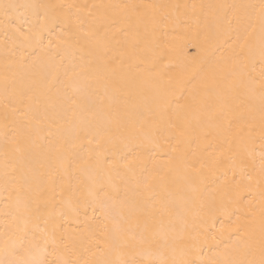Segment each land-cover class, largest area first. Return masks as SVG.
<instances>
[{
    "label": "bare ground",
    "instance_id": "bare-ground-1",
    "mask_svg": "<svg viewBox=\"0 0 264 264\" xmlns=\"http://www.w3.org/2000/svg\"><path fill=\"white\" fill-rule=\"evenodd\" d=\"M0 3L18 6L10 10L12 23L7 30L4 11L0 9V231H3L5 211H15L18 201L46 188L53 169L57 186L64 184L75 188L79 180H87L89 173L95 174L97 161L102 158L98 153L106 152L119 162L121 175L130 178V201L141 200L148 212L157 211L162 204L177 208L180 218L176 220L175 233L163 230L175 239L174 252L171 247L164 249L170 258L204 260L205 264L213 258H222L226 247L230 248L240 239L237 227L247 226L250 216L255 217V223L248 231L258 247L261 192L264 191L259 173L260 154L264 152L259 101H251L256 106L252 119L248 112L250 102L243 95L246 89H241L244 103L219 121L226 126L228 119L243 114L244 120L239 126L244 133L248 131V123L253 125L248 141L251 156L244 155L243 168L240 156L236 163L228 158L229 134L209 129L205 114L189 113L188 106L192 105L194 96L204 95L205 84L225 71L242 70L247 81L252 59L257 63L255 72L251 73L255 78L251 86L258 89L262 0H0ZM32 4H76L85 9L93 4L128 5L114 12L119 16L127 15L133 24H138L142 55L146 60L141 68L150 67L151 72L141 73L142 82L138 86L124 85L119 92L97 87L94 79L89 86V81L80 77L75 81L78 91L74 92L63 73L65 69L71 71L73 65H80L79 53L73 57L60 48L49 47L50 37L45 34L42 44L33 39L24 45H15L16 54L9 58L6 73V53L14 47L11 28L25 18H36V10L25 7ZM192 5L197 7L194 9ZM64 28L68 32L75 31L70 22ZM51 39L56 44L54 35ZM21 54L30 60L38 55L39 59L35 64L21 66ZM56 72H59V79L53 80L52 74ZM36 82L48 88L47 95L40 97L39 104L33 102L29 109L27 101L21 102L20 93L29 88L35 91ZM69 97L76 100V105ZM49 98L55 108H48V114H60L51 127V136L47 123L37 126L35 120L29 118L33 114H43ZM164 103L168 104L173 120L175 112L180 111L181 115H189L195 126L191 144L179 146L186 153L185 159H178L177 154L171 152L170 145L176 144V138L166 129L159 141L162 148L142 137L135 139L139 155L132 161V170L128 171L120 160L127 152L122 137L128 136L133 127L145 119H152L158 105ZM13 107L17 111L13 112ZM198 119L201 123H197ZM233 124L235 131L236 122ZM205 130L209 131L206 138L203 136ZM109 134L112 142L105 143ZM53 144L60 146L59 153L51 150ZM217 159L219 163L212 167L211 162ZM6 160L8 171L19 182V192L12 183L6 182ZM59 160L63 161V166L59 165ZM201 160L208 167L196 175L187 165L194 163L199 168ZM104 168L107 171L106 165ZM82 169H87V173ZM161 177L165 179L161 181ZM145 178L154 186V191L141 189L142 196H137L136 181ZM83 199L73 197L70 204H58L55 211L65 213L60 219L62 230L74 235L82 257L102 258L98 249H105L106 240L115 243L121 236L116 225H127L121 215L114 212L107 222L108 237L96 233L100 241L97 244L85 223L94 216L103 219L101 210L97 208L94 213L92 204L85 205ZM124 215H127L126 209ZM240 243L242 245L243 241ZM94 252L96 256H92Z\"/></svg>",
    "mask_w": 264,
    "mask_h": 264
},
{
    "label": "snow or ice",
    "instance_id": "snow-or-ice-1",
    "mask_svg": "<svg viewBox=\"0 0 264 264\" xmlns=\"http://www.w3.org/2000/svg\"><path fill=\"white\" fill-rule=\"evenodd\" d=\"M17 7L12 3H0V9L4 11L6 30L12 23L10 10ZM25 7L36 10L34 12L36 18L34 20L25 18L21 24L11 28L14 47L6 53V73L9 58L16 54L15 45H24L25 42L33 39L42 44L45 34L50 37L49 47L60 48L73 57L77 52L79 53L80 65H73L71 71L65 69L63 73L67 85L72 87L74 92L78 91L75 81L80 77L88 80L89 86H91V80L94 79L97 87L105 91L119 92L124 85L138 86L142 82L141 73L151 72L150 67L141 68L146 60L142 55L138 24H133L131 17L119 16L114 12L115 9H126L128 5L93 4L86 9L76 4H32ZM192 7L195 9L197 6L192 5ZM260 19L262 34L258 89L251 86L255 81L251 73L255 72L257 63L255 59H252L247 81L242 70L239 72L236 69L225 71L213 78L210 83L205 84L204 95L200 98L194 96L192 105L188 106L189 113L205 114L209 129H215L218 132L222 130L229 134L226 150L230 154L228 158L236 163L237 156H240L241 168L244 166V155L251 156L248 141L251 139L253 125L248 123V131L244 133L243 127L239 126L244 120L243 114L228 119L226 126L219 121L226 117L227 112L232 111L234 107L239 108L244 103L240 90L246 89L243 95L250 102L248 112L252 119L254 116L251 114L255 112L256 106L251 101L256 99L259 101V119L262 136H264V0L260 5ZM69 22L74 26L75 31L65 30L64 25ZM53 35L56 44H53L51 39ZM38 59V55L30 60L21 54L19 63L21 66L35 64ZM61 59L63 60V57ZM52 78L53 80L59 79V72L53 73ZM4 82L7 85V74L4 76ZM47 91L48 88L42 82H36L35 91L29 88L20 93L21 102L27 101L26 107L31 109L32 103L39 104L40 97L46 96ZM69 99L72 100L73 105H76L75 99L71 97ZM48 108H55V103L50 98L43 114H33L29 118L35 120L37 126L47 123L48 135L51 136V127L54 126L55 119L60 114L54 112L50 116ZM218 108L219 111H217ZM12 111L15 112L17 109L13 107ZM73 115H75L74 111ZM175 116L176 119L173 120L167 103L158 105L152 119H145L138 126H134L128 136L122 137L125 141L124 147L127 149L126 154L120 157L123 161V168L131 171L132 161L139 155L138 145L134 142L137 137L147 139L154 146L162 148L159 141L166 129L171 130L170 134L176 138V144L170 145L171 152L177 154L176 158L184 160L186 153L180 150L179 146L191 144L195 138V126L189 115H181L180 111H176ZM214 121L217 123H213ZM234 121L237 125L235 131H233ZM197 123H201L199 119ZM208 134L207 130L203 132L205 138ZM91 142L90 139L89 143ZM104 142H112L110 134L105 137ZM99 143L97 141V144ZM50 148L54 153H59L61 150L60 146L55 144L50 145ZM221 154L223 155L224 152L222 151ZM98 157L102 158L97 161L95 174L89 173L87 180H79L75 188L64 184L57 186L56 170L53 169L46 188L40 189L23 201H18L15 211L11 213L5 211L3 231H0V264H205L204 260L197 262L186 257L176 259L173 256L170 258L164 249L171 247L174 252L175 239L170 238L168 232L163 230L168 229L169 232L175 233L176 220L180 218L177 208L162 204L157 211L148 212L141 200L130 201L128 192L131 181L129 177L121 175L119 162L111 159L106 152L98 153ZM218 163V159L213 160L211 166L215 167ZM59 165L63 166L62 160H59ZM105 165L107 171H105ZM4 166L6 182L12 183L19 192V182L8 171L7 160ZM187 167L198 175L202 169L208 167V164L201 160L199 168L194 163L188 164ZM82 171L87 173V169H82ZM259 173L260 180L264 183V152L260 154ZM164 179L161 177V181ZM141 189L151 192L154 191V186L148 178L143 181L137 180V196H142ZM73 197L77 199L84 197L82 202L85 205L91 203L94 213L97 208L101 210L103 219L94 216L91 221L85 223L86 229L97 244L100 241L96 233L108 237L107 222L113 218L114 212L120 214L127 225V227L116 225V231L121 233V236L115 243L106 240L105 249H98L102 258H83L74 235L67 230H62L63 225L60 219L65 213L62 210L55 211V209L58 204H70ZM125 209L127 210L126 216L124 215ZM254 223L255 217L250 216L247 226L237 227L236 232L240 233V239L230 248L226 247L222 258H213L207 264H264V191L261 192L258 247L252 239V233L248 231ZM240 241H243L242 245ZM83 250L88 251L87 248ZM113 255L115 258H112ZM92 256H96V253H92Z\"/></svg>",
    "mask_w": 264,
    "mask_h": 264
}]
</instances>
